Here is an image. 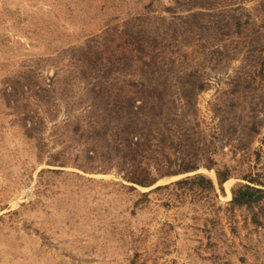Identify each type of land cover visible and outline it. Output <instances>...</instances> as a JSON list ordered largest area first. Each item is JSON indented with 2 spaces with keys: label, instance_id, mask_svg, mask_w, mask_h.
Returning a JSON list of instances; mask_svg holds the SVG:
<instances>
[{
  "label": "rangeland",
  "instance_id": "374dc122",
  "mask_svg": "<svg viewBox=\"0 0 264 264\" xmlns=\"http://www.w3.org/2000/svg\"><path fill=\"white\" fill-rule=\"evenodd\" d=\"M246 186L264 0H0V264H264Z\"/></svg>",
  "mask_w": 264,
  "mask_h": 264
},
{
  "label": "trees",
  "instance_id": "16d2710c",
  "mask_svg": "<svg viewBox=\"0 0 264 264\" xmlns=\"http://www.w3.org/2000/svg\"><path fill=\"white\" fill-rule=\"evenodd\" d=\"M261 198H264L263 190L254 189L250 186H246L244 190L241 189L235 193L233 202L237 204H248L252 201L260 200Z\"/></svg>",
  "mask_w": 264,
  "mask_h": 264
}]
</instances>
